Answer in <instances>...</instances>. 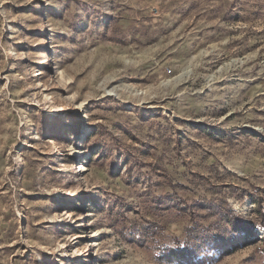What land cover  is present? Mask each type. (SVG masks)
Wrapping results in <instances>:
<instances>
[{
  "label": "rangeland",
  "instance_id": "obj_1",
  "mask_svg": "<svg viewBox=\"0 0 264 264\" xmlns=\"http://www.w3.org/2000/svg\"><path fill=\"white\" fill-rule=\"evenodd\" d=\"M0 264H264V0H0Z\"/></svg>",
  "mask_w": 264,
  "mask_h": 264
},
{
  "label": "bare ground",
  "instance_id": "obj_2",
  "mask_svg": "<svg viewBox=\"0 0 264 264\" xmlns=\"http://www.w3.org/2000/svg\"><path fill=\"white\" fill-rule=\"evenodd\" d=\"M78 172L79 173H85L88 169V166L86 165V160L85 159H82L81 162L78 163Z\"/></svg>",
  "mask_w": 264,
  "mask_h": 264
}]
</instances>
